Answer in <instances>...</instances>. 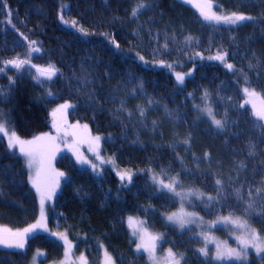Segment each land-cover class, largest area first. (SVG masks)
<instances>
[{"label": "trees", "instance_id": "trees-1", "mask_svg": "<svg viewBox=\"0 0 264 264\" xmlns=\"http://www.w3.org/2000/svg\"><path fill=\"white\" fill-rule=\"evenodd\" d=\"M141 2L146 7L133 17ZM209 2L218 14L236 12L253 19L214 25L186 0H0L4 120L21 138L33 139L53 132L52 113L59 104L74 103L71 121L87 123L103 137V153L115 166L133 172L128 183L109 166L98 176L69 156L55 163L68 179L60 196L53 197L47 229L67 231L92 264H100L104 249L117 264H150L137 251L129 217L159 232L162 249H171L180 264H218L200 251L204 228L168 224L165 215L183 203L161 192L154 177L166 183L178 177L183 189L203 193L201 200L186 201L201 214V224L242 218L264 236V120L252 107L264 103V0ZM81 27L89 34L78 31ZM31 41L40 48L32 52L31 64L20 70L5 65L28 58ZM218 53H227L225 62L233 70L208 59ZM49 64L59 69L51 80L38 73ZM177 72L186 74L184 85ZM245 87L256 92L252 103L245 104L250 99ZM206 106L223 128L211 123L201 110ZM39 217L26 163L0 136V228L23 230ZM216 227L215 235L230 239L225 227ZM38 229L27 234L24 248L0 245V264H34L37 250L45 256L36 264L60 260L63 243ZM248 264H264V257L254 256Z\"/></svg>", "mask_w": 264, "mask_h": 264}, {"label": "snow or ice", "instance_id": "snow-or-ice-1", "mask_svg": "<svg viewBox=\"0 0 264 264\" xmlns=\"http://www.w3.org/2000/svg\"><path fill=\"white\" fill-rule=\"evenodd\" d=\"M190 2V0H189ZM146 7V4L141 2L138 4L137 8L133 9L132 16H137L139 10L141 8ZM212 4L209 2V0H205L204 6L201 7L198 5L200 15L203 17V19L209 23H214L216 25L219 24H226V25H238L241 22L251 20L253 19L250 16H245L241 13L232 12L230 14H218L215 11H212ZM207 9V10H205ZM60 20L67 24L68 22L64 20V16L61 15ZM9 22H11L9 20ZM73 26L75 27V23L73 22ZM81 33L84 35H88L89 33L87 30L83 29L82 27L78 29ZM27 39V38H25ZM189 41H191L192 37L187 38ZM112 43L115 45V47L118 49L120 46L115 42V40L112 41ZM36 41H31L29 44V53L28 58L21 59L20 57H16L12 60H8L5 63V65H11L17 70H20L25 65L31 64V54L32 52H39L40 48L36 46ZM165 47H167V44H165ZM227 56V53L224 54H217L214 57H209L208 59H214L221 61L222 63H225V67L229 70H233L234 66L230 63L225 62V58ZM139 59L141 61H144V57L140 56ZM147 63V61H145ZM163 63V62H161ZM167 67L171 68L172 65H166ZM33 67H36L33 65ZM4 68L0 67V72H3ZM38 71L40 75L44 76L46 79L51 80L54 76H56L59 72V69L56 68L55 65L49 64L47 67H41L38 68ZM186 74H182L177 72L176 73V79L180 84L184 83ZM187 75H191V73H187ZM247 82V81H246ZM140 87L142 88L143 85L141 84ZM243 92L245 96L249 97L250 99L245 100V104L252 103V99L256 96V92L254 89H250L249 87H245L243 89ZM52 93L49 92V95ZM208 93L205 92V99H207ZM151 103V101H149ZM72 107L69 103L61 104L57 109L53 110V127L57 130V132L61 131L60 124L56 121L57 113H60L63 117V114ZM123 107V105H122ZM253 107V114L258 117L260 120H264V103L261 104L259 108H257V105L255 103H252ZM207 117L210 118L211 123H213L217 128H223L224 122L216 119L213 110L210 106H206L205 108L201 109ZM141 116L144 115L143 110H141ZM87 128V125L84 126ZM0 136L7 138V146L9 149L17 148L19 149V152L23 154L27 159V167L29 169L35 170V178L29 177L30 180H32L33 186L36 188L37 192L40 193V209H41V217L37 221L36 224L30 225L28 228H25L23 230H17L13 232L11 229H4L0 228V245H4L6 247H16V248H24L25 245V238L27 234L30 232H34L38 228L44 227V207L46 201H50L53 199V197L56 194V189L59 187V177H62L64 174L59 172H54V170L51 169V157L54 155V150L56 147V136H52L49 133H45L40 136L34 137L32 140H22L14 129H11L7 126V122L4 120V117L2 114H0ZM100 137L97 136L94 138V140L98 143L100 141ZM96 158L98 160H101L103 162L102 157L99 156V154H96ZM77 160L84 164V163H91L88 160L81 159L79 156H77ZM109 163H113V161H108ZM93 169H96L97 165L92 164L91 165ZM243 167V165H241ZM54 175L56 179H48V177ZM44 176L46 179L43 181V187L41 186V177ZM121 181L127 180L128 183H131L132 181V174L129 172H124L120 174ZM156 179L155 177L153 178ZM158 183L160 186L167 191L173 193L176 196L184 197V196H197L198 198L203 197V193L199 192H188V193H182L177 191V186L180 185V181L178 177H171L170 181L168 183H165L163 180H159ZM216 183L219 185L221 184L220 180H217ZM261 191V190H258ZM237 197L242 199L243 197L240 195L239 190H237ZM252 193L249 191V196H251ZM209 201L213 200L214 197L208 196L207 198ZM252 205L249 204V207ZM193 214L191 213H184L181 211L180 213H173L172 215L168 216L167 219L169 221H173L175 223H178L181 228L185 227L186 224L194 222V220L190 219L189 217H192ZM129 226L133 228L132 235L139 237V243H137L136 248L137 251H140L143 249L148 254L149 260L153 262V264H160V261L157 259L155 252L157 247V241L161 239L159 235H153L148 232L146 228L143 227H137L134 226V218L129 217ZM218 222H231L234 224H237L240 228L245 230V235L238 237L240 244L242 245L241 249L239 251L234 249H221L219 245H217V252L215 259L217 260H223L225 258L227 259H236L239 261H244L247 259V249L249 247L254 248L257 253L264 252V237H261L254 229H251L250 226L247 224V222H240L239 220H233L231 216L229 217H223L221 221ZM138 225H143L144 221H138ZM45 230H47L45 228ZM52 235L56 236L57 233L53 232ZM59 238L64 241L66 246L65 256L67 257L69 255V250L71 248V241L68 240L67 236L65 234H59ZM200 251L207 256L208 251L206 248L200 249ZM106 259L105 264H115V262L111 259L110 256H108L107 252L105 253ZM80 260L83 262V264H86V260L83 256L80 257ZM165 264H180V260L176 258V254L172 252L171 249L168 250L167 256L165 257Z\"/></svg>", "mask_w": 264, "mask_h": 264}, {"label": "rangeland", "instance_id": "rangeland-1", "mask_svg": "<svg viewBox=\"0 0 264 264\" xmlns=\"http://www.w3.org/2000/svg\"><path fill=\"white\" fill-rule=\"evenodd\" d=\"M187 2H189V0H186ZM204 2L205 0H190V4H192L194 7L198 8V5L203 7L204 6ZM199 9V8H198ZM207 10V9H205ZM212 11H217L216 8H212ZM222 14V13H220ZM225 14V13H223ZM216 25V24H214ZM221 25H225L226 24H221ZM218 61V60H217ZM221 62V61H220ZM39 73V71H38ZM40 75V73H39ZM42 78L46 79L44 76L41 75ZM54 78V77H53ZM52 78V79H53ZM186 78V75H185ZM185 80V79H184ZM179 83V82H178ZM180 84V83H179ZM180 85H184L180 84ZM72 105V107H70L69 109H67V111L63 114V117L61 116L60 113H57L56 116V121L60 124L61 127V131L57 132V130L54 128L53 132L49 133L52 136H56L57 140H56V147L54 150V155H52L51 157V169L54 170V172H59V173H63L64 175L62 177H59V187L56 189V194H55V199H57V197L60 196V194L63 191V186L64 183L66 182V180L68 179L67 173H64L63 171L59 170L56 171V169L54 168L56 161H58L60 158L65 157V156H69L72 160H74L80 168L83 169H89L90 171H92L93 173H96L98 176L102 175L103 173V168L105 166H109L111 167L114 172L116 173L117 176L120 177V174L124 173V172H129L133 175V172L131 170H123V169H119L115 166V162L112 160L111 157L105 155L103 153V137L99 136V135H95L93 134L90 129H89V125L87 123H79V122H72L71 121V117H70V112L71 110L75 107L74 103L71 102H66ZM64 104V103H62ZM61 104H59L55 109H57ZM6 121V120H5ZM7 122V121H6ZM54 122V120H53ZM87 125V128H85L84 126ZM7 126L11 129H13L10 125L9 122H7ZM99 136L101 139L100 141L97 143L94 138ZM20 137V136H19ZM6 142H7V138L3 137ZM21 138V137H20ZM22 140H32V139H23ZM11 151H14L15 153H17L18 155H20L25 163H26V157L21 154L19 152L18 147L11 149ZM99 154L100 157H102L103 162H101V160H98L96 158V154ZM77 156H79L81 159H85L90 161L91 163H80L77 160ZM113 161V163H109L108 161ZM92 164H96L97 167L96 169L92 168ZM27 166V163H26ZM28 171H29V177H33L35 178V170L34 169H29L27 167ZM30 179V178H29ZM46 178L44 176L41 177V186L43 187V181ZM48 179H56V177L54 175L48 177ZM162 180V179H161ZM154 185L161 191V192H165L167 191L166 189L162 188L160 186V184L158 183L159 179L154 180ZM164 181V180H163ZM165 182V181H164ZM166 183V182H165ZM30 184L31 187L36 190L33 186L32 180H30ZM63 184V185H62ZM165 190V191H163ZM180 191L182 193H188V192H198L192 189H183L182 187H179L177 189V191ZM37 192V190H36ZM167 193V192H165ZM169 193V192H168ZM201 193V192H199ZM177 198L180 199V201L183 203L181 208H179L177 211H174L173 213H180L181 211H183L184 213H191L193 214L192 217H189L190 219L194 220V222L192 223H188L185 225V227L181 228L179 226L178 223H175L173 221H169L167 219L168 216L172 215L168 214L165 215L168 224L174 225V226H178L181 229H189V227H191V225H194L196 227H202L204 229H200V238L202 239L203 243H204V248L207 249L208 251V257H211L216 263L218 264H223V263H240V264H248L251 261L254 260V256H256L257 258H261L264 257V252H260L257 253L255 251L254 248L249 247L247 249V259L244 261H239L236 259H223V260H217L215 259L216 256V252H217V245L220 246L221 249H234L239 251L242 247V245L240 244L239 240L237 239L238 237L244 236L245 235V230L240 228L237 224L231 223V222H218L221 221L222 218L216 219L214 223H212V225H203L201 224V214L197 213V212H193L192 210H190L187 207V202L190 200H201L204 198V196L202 198H198L197 196H184L183 198L180 196H176L173 193H169ZM38 195V199H39V204H40V195L37 192ZM54 199V198H53ZM52 200L50 201H46L45 203V207H44V216H45V220H44V227L39 228V231H43L45 232L48 236H50L51 238L61 241L63 243L64 249L66 251V246L63 240H61L59 238V234H65L68 238L69 241H71V248L69 250V255L66 257L65 256V251H64V256L57 261H51V262H47L45 264H83V262L80 260V257L83 256L86 260V264H92L91 258L90 256H87V254L84 253L83 248L80 250H77L76 246H77V241H73L71 239V236L69 233H67V231H61V230H49L47 229V223L49 221V217H50V208L52 205ZM207 199V198H206ZM187 201V202H186ZM40 217H41V209H40ZM39 217V219H40ZM134 218V226L137 227H143L146 228L148 230L149 233L153 234V235H159L161 237V239H159L156 243H157V247H156V252L155 255L157 257V259L160 261V264H165V257L167 256V251L162 249V235L159 234V232L157 231H153L151 230L149 227L146 226L145 221L143 225H138V221H143L137 217H133ZM38 219V220H39ZM233 220H239L241 223L245 222L246 220L242 219V218H236V217H232ZM247 222V221H246ZM128 223V227L129 226V221L127 220ZM247 224L250 226L251 229H254L256 231V233H258L261 237H264L263 235H261V233L259 232V230L251 225L250 223L247 222ZM225 227L228 231H229V235H230V239L228 240H224L221 237H219L218 235H215V231L212 230L213 227ZM216 227V228H217ZM45 228L47 230H45ZM131 232H133V228L130 227ZM55 232L58 235L54 236L52 235V233ZM215 233V234H214ZM132 237L134 239L137 240V242L139 243V237L138 236H133ZM107 252L108 256L111 257V259L115 262V264H117L116 259L114 257V255L112 253H110L109 251H107L106 249L103 250V254L102 257L100 259V264H105V259H106V255L105 253ZM141 252H143V254H145L148 258V254L147 252H145L143 249H141ZM36 256L34 264H36L39 260L44 259V252H42L41 250H37L34 254ZM177 257V256H176ZM178 258V257H177ZM149 260V258H148ZM150 264H153V262L151 260H149ZM99 264V263H97Z\"/></svg>", "mask_w": 264, "mask_h": 264}]
</instances>
